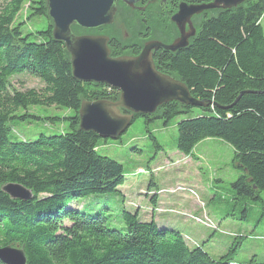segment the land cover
<instances>
[{"label":"trees","instance_id":"obj_1","mask_svg":"<svg viewBox=\"0 0 264 264\" xmlns=\"http://www.w3.org/2000/svg\"><path fill=\"white\" fill-rule=\"evenodd\" d=\"M26 1H0V247L22 249L25 264H257L253 259L235 263L226 258L233 246L227 255L213 259L201 246L189 247L179 232L158 228L152 220L142 222L137 213L123 211L120 225L113 227L100 212L68 206L84 195L109 196L125 181L122 165L95 150L106 138L79 129L78 118L83 100L116 101L119 92L72 76L69 55L63 43L52 38L51 23L35 34H24L15 17ZM29 10L49 18L45 0L32 1ZM263 13L264 0H246L212 15L205 12L187 47L153 54L157 70L184 83L203 106L169 101L152 114L120 109L131 115L130 123L137 117L145 123L157 118L166 123L193 108L203 111L176 123V149L187 156L204 139L224 141L233 148L234 167L241 171L231 189L255 201L264 191ZM110 50L112 55L121 53ZM21 73L44 86L16 89L10 79ZM32 105L71 110L64 118L66 130L34 140L11 138L9 121L37 119L26 111ZM21 109L25 113L19 115ZM9 183L30 190L31 198H11L2 190Z\"/></svg>","mask_w":264,"mask_h":264},{"label":"rangeland","instance_id":"obj_2","mask_svg":"<svg viewBox=\"0 0 264 264\" xmlns=\"http://www.w3.org/2000/svg\"><path fill=\"white\" fill-rule=\"evenodd\" d=\"M32 1L35 0H27L15 17V23L22 24L24 34H35L51 23L47 17L31 15ZM206 12L214 14V10ZM117 15L113 24L101 29L74 27L73 32L104 34L127 43L129 39H136L138 30L144 31L138 26L136 13L124 5H118ZM122 16L127 38L116 28ZM201 19V14L192 18L196 29ZM165 20L152 23V36L170 44L178 33L169 17ZM260 23L264 32V13ZM21 74L10 79L16 89L44 86L37 78ZM23 111L21 109L19 115L25 113ZM26 111L37 119L26 117L9 121L13 131L11 138L34 140L40 134L58 135L66 130L64 118L72 115L71 110L56 106L32 105ZM202 114L203 111L193 108L188 114L166 123L160 118L145 123L143 117H137L119 140H99L96 152L120 163L125 181L109 196L94 199L92 194L84 195L68 206L100 212L113 227L120 225L118 218L123 211L137 213L142 222L152 220L158 228L179 232L189 247L201 246L213 259L227 255L233 246L234 250L226 256L231 261L247 263L253 259L257 264H264V191L259 192L260 199L255 201L231 189V183L241 175L233 164V148L220 139L207 138L195 145L191 155L185 156L176 149V123ZM149 134L161 149L156 148Z\"/></svg>","mask_w":264,"mask_h":264},{"label":"water","instance_id":"obj_3","mask_svg":"<svg viewBox=\"0 0 264 264\" xmlns=\"http://www.w3.org/2000/svg\"><path fill=\"white\" fill-rule=\"evenodd\" d=\"M118 1L132 6L138 0H45L52 38L63 43L69 55L72 76L81 82L104 83L119 92L116 101L83 100L78 109L79 129L107 139L119 137L131 124V115L121 113L120 109L132 114H152L169 101L203 106L202 101L191 96L184 83L157 70L152 50L161 48L174 53L187 47L188 39L196 35L191 17L203 15L208 10L231 9L246 0L181 2L170 17L179 32L170 44L147 41L136 56L111 57L107 36L75 34L71 26L88 30L112 24ZM2 190L14 199L27 200L32 195L30 190L17 183L6 184ZM0 262L25 264L26 259L22 249L4 246L0 247Z\"/></svg>","mask_w":264,"mask_h":264},{"label":"flooded vegetation","instance_id":"obj_4","mask_svg":"<svg viewBox=\"0 0 264 264\" xmlns=\"http://www.w3.org/2000/svg\"><path fill=\"white\" fill-rule=\"evenodd\" d=\"M181 2H185L187 4H199V3H202L204 1L200 0L197 2L188 3L184 0H138L137 2L133 3L132 6H128L124 2L118 1L116 3L117 10H116V13L114 16L113 23H114L115 19L118 17V15H117L118 5L121 4V5H124L125 7L129 8L130 10H132L136 13V16L138 18V20H137L138 26L140 28L143 27L144 31L138 30L136 32V39H132V40L129 39L127 41V43H122L120 40L116 39L115 37H109V36L105 35L109 38L107 45L109 47L110 56L111 57L136 56L140 53L142 47L144 46V44L147 41H153L154 40V41H159L161 43H164L163 41L156 39L152 36V30H151L152 23H154V22L163 23L166 21L165 18H167V17H169V20H170V17L178 10V5ZM193 17H191V22H192ZM124 22H125V19H124V16H122L121 21L117 24L116 28L117 29L119 28V30H121L123 32V36L127 38L128 35L123 30L124 29ZM170 22H171V20H170ZM173 25H174L177 33H178L177 36L175 37V38H177L179 36V32H178L175 24H173ZM71 27L73 30V28L76 26L72 25ZM102 27H104V26H102ZM102 27L94 28V29H88V30L101 29ZM165 28H166V24H165ZM84 30H87V29H84ZM185 30L186 31L189 30L187 25L185 27ZM84 34H89V33H84ZM90 35H104V34H90ZM159 38L163 39L162 37H159ZM192 38L193 37H190L188 39L189 42L191 41ZM165 44H169V43H165ZM112 48L117 50V51H120L121 53L117 54V55H112V52L110 50ZM159 49H161V48H159ZM159 49L152 50V57H153V54H155V51H157Z\"/></svg>","mask_w":264,"mask_h":264},{"label":"bare ground","instance_id":"obj_5","mask_svg":"<svg viewBox=\"0 0 264 264\" xmlns=\"http://www.w3.org/2000/svg\"><path fill=\"white\" fill-rule=\"evenodd\" d=\"M160 71V70H159ZM132 114V113H131Z\"/></svg>","mask_w":264,"mask_h":264}]
</instances>
